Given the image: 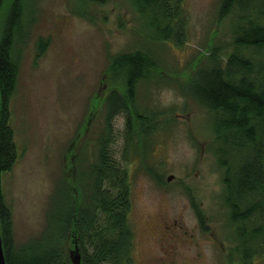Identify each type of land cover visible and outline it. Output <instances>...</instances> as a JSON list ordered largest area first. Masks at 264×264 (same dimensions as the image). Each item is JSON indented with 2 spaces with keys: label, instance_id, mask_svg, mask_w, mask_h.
<instances>
[{
  "label": "rangeland",
  "instance_id": "obj_1",
  "mask_svg": "<svg viewBox=\"0 0 264 264\" xmlns=\"http://www.w3.org/2000/svg\"><path fill=\"white\" fill-rule=\"evenodd\" d=\"M131 1L20 0L21 38L13 43L18 68L8 103L17 156L0 178L14 245L42 237L52 227V218L63 213L64 175L83 185L80 171L94 161L104 126V98L123 83L112 75L110 61L141 51L158 69L150 72V80L138 82L134 102L137 113L147 118L143 128L152 131L132 145L125 163L126 125L120 114L113 120L111 145L131 185L134 264H154L160 255L162 220L176 221L171 236L185 231L189 236L185 245L170 237L178 243L175 264H241L234 250L235 228L227 225L221 198L223 169L211 147L210 114L183 91L195 69L208 63L214 47L222 55L231 50L234 15L219 16L222 0H184L186 41L176 47L148 41L139 33L153 31L141 18L136 23ZM250 264H264V257Z\"/></svg>",
  "mask_w": 264,
  "mask_h": 264
},
{
  "label": "trees",
  "instance_id": "obj_2",
  "mask_svg": "<svg viewBox=\"0 0 264 264\" xmlns=\"http://www.w3.org/2000/svg\"><path fill=\"white\" fill-rule=\"evenodd\" d=\"M86 1L102 4L110 0ZM131 2L136 23L141 18L153 31L149 35L139 32L146 40L176 47L185 43L184 0ZM218 13L220 17L234 15L231 50L222 55L214 47L208 63L195 69L183 91L210 114L207 130L213 136V155L223 169L221 198L228 211L227 225L235 228V255L241 264H250L253 258L264 257V0H222ZM156 67L154 59L141 51L112 58L110 71L123 83L104 98V126L96 139L94 161L80 171L82 186L64 175L60 186L66 207L52 218V227L42 237L14 245L11 211L0 191V235L6 264L68 263V241L76 243L81 264H134L131 185L127 168L113 156L112 124L116 116L124 115L122 157L126 163L132 145L152 131L150 126L143 128L147 118L137 113L134 102L138 82L150 80ZM17 68L5 62L0 65V172L8 171L17 156L8 109Z\"/></svg>",
  "mask_w": 264,
  "mask_h": 264
},
{
  "label": "flooded vegetation",
  "instance_id": "obj_3",
  "mask_svg": "<svg viewBox=\"0 0 264 264\" xmlns=\"http://www.w3.org/2000/svg\"><path fill=\"white\" fill-rule=\"evenodd\" d=\"M19 4L20 0H0V65L5 62L9 66H11V68H16L18 63V60L15 56L18 53L13 43L15 41V38L16 40L18 39V36L19 38H21L19 34V31H22V26L20 24ZM2 57H4L3 60L1 59ZM1 87L2 84L0 81V88ZM2 173L3 172H0V178ZM0 191L2 193L1 189ZM175 225H177L176 221H172V223L170 224L168 221L165 220L159 222L158 231H160V233L157 238L159 239L160 243V255L157 258L153 259L154 264L177 263L178 259L176 253V246L178 243L175 244V242H172L170 240V237H173L174 239L179 241L183 240V245H185L187 244V237L189 236L187 235L186 231L184 232V234L180 233L181 236L177 234L171 236L170 231Z\"/></svg>",
  "mask_w": 264,
  "mask_h": 264
},
{
  "label": "water",
  "instance_id": "obj_4",
  "mask_svg": "<svg viewBox=\"0 0 264 264\" xmlns=\"http://www.w3.org/2000/svg\"><path fill=\"white\" fill-rule=\"evenodd\" d=\"M172 176H169L167 180H171ZM70 247L67 246V253L69 256V262H63L61 264H81V254L79 252L78 247L76 246V243H72L71 241H68ZM0 264H6L5 263V258L3 254V247H2V240H1V235H0Z\"/></svg>",
  "mask_w": 264,
  "mask_h": 264
}]
</instances>
